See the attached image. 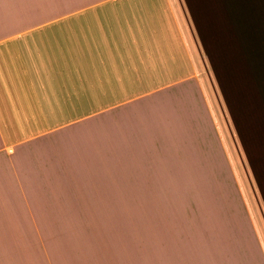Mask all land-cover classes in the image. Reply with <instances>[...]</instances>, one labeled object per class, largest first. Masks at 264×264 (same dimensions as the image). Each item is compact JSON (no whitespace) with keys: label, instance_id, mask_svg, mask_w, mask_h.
Here are the masks:
<instances>
[{"label":"crops","instance_id":"crops-1","mask_svg":"<svg viewBox=\"0 0 264 264\" xmlns=\"http://www.w3.org/2000/svg\"><path fill=\"white\" fill-rule=\"evenodd\" d=\"M263 12L264 0H0L1 170L49 162L64 187L100 116L124 181L91 209L100 219L0 237V264H264V139H229L204 86L234 28L258 30Z\"/></svg>","mask_w":264,"mask_h":264},{"label":"rangeland","instance_id":"rangeland-1","mask_svg":"<svg viewBox=\"0 0 264 264\" xmlns=\"http://www.w3.org/2000/svg\"><path fill=\"white\" fill-rule=\"evenodd\" d=\"M258 23V30L249 29L250 34L244 36L234 28L231 47L218 51L216 69L204 84L222 113L218 115L220 129L234 141L264 139V18ZM107 135L109 142L104 146ZM111 136L109 130H100V116L89 117L85 149L89 163L72 164L64 187L53 181L52 189L49 162L19 165L18 172L9 174L0 167V237L32 234L36 229L26 226L49 219H100V211L91 209L100 208V202H114L113 189L124 186V181L114 177ZM38 150L47 155L49 147Z\"/></svg>","mask_w":264,"mask_h":264}]
</instances>
